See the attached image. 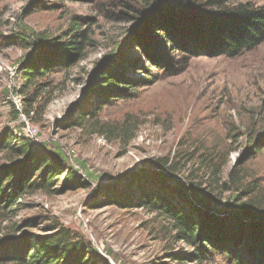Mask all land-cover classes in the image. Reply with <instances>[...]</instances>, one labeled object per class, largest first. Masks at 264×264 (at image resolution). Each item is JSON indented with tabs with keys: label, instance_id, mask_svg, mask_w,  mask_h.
Segmentation results:
<instances>
[{
	"label": "trees",
	"instance_id": "16d2710c",
	"mask_svg": "<svg viewBox=\"0 0 264 264\" xmlns=\"http://www.w3.org/2000/svg\"><path fill=\"white\" fill-rule=\"evenodd\" d=\"M65 2L90 3L100 18L132 23L90 72L84 100L56 121L57 128H78L123 148L134 139L137 121H102L98 115L105 107L138 98L142 88L181 74L193 58H235L264 42V4L238 0H34L24 13L53 11ZM97 23V17L73 15L55 37L21 32L4 39L26 51L17 65L21 81L15 93L23 100L17 115L43 114L57 89L54 75L65 79L87 57ZM246 135L250 145L227 172L235 149L198 138L190 145L183 137L171 158L127 173L134 185L130 193L110 192L117 182L109 186L105 205L133 202L132 208L162 218L173 240L167 249L179 244L191 249L169 253L177 264H205L211 256L231 264H264V185L245 167L264 153V132L250 129ZM240 138L233 132L224 142L237 144ZM45 151L26 134L0 133V264H108L90 242L57 220L35 214L7 223L23 209L19 200L25 197L86 187L63 156ZM210 204L221 211L207 208Z\"/></svg>",
	"mask_w": 264,
	"mask_h": 264
},
{
	"label": "rangeland",
	"instance_id": "374dc122",
	"mask_svg": "<svg viewBox=\"0 0 264 264\" xmlns=\"http://www.w3.org/2000/svg\"><path fill=\"white\" fill-rule=\"evenodd\" d=\"M32 1L0 0V133L6 130L24 136L25 122L29 123L37 131L39 143L35 144L45 146L46 154L63 156L86 187L25 197L19 201L23 209L7 223L42 214L90 242L108 264H177L169 253H187L191 249L183 244L167 249L173 240L166 234V223L149 211L132 208L133 202L105 205L107 188L117 182L110 192L130 193L134 185L127 182V173L157 158H171L183 137L189 139L190 145L198 138L201 143L222 142L227 149H235L229 156L227 172L250 145L245 140L248 131L264 132V42L235 58H193L181 74L163 77L142 88L138 98L105 107L98 115L102 121L116 124L129 117L137 121L134 139L123 148L117 141L87 136L78 128H57L56 121L81 99L95 64L121 41L132 23L100 18L93 5L82 2H65L53 11L25 14L24 8ZM238 1L264 4V0ZM73 15L98 19L87 57L65 79L61 74L54 75L57 89L40 117L17 115L14 111L21 113L23 101L15 93L21 81L17 65L26 51L10 41L9 45L3 44L4 39L21 32L55 37L64 31ZM233 132L241 135L237 144L224 142ZM245 167L264 185V153L253 156ZM206 207L216 212L222 209L212 204ZM33 232L41 234L39 229ZM205 264L231 263L211 256Z\"/></svg>",
	"mask_w": 264,
	"mask_h": 264
},
{
	"label": "built area",
	"instance_id": "2783aa9c",
	"mask_svg": "<svg viewBox=\"0 0 264 264\" xmlns=\"http://www.w3.org/2000/svg\"><path fill=\"white\" fill-rule=\"evenodd\" d=\"M24 129H25V134L27 135V137H29L34 143L38 144L39 142L37 141V137L35 138L37 134L36 129L32 125H29V123H26V122H25Z\"/></svg>",
	"mask_w": 264,
	"mask_h": 264
},
{
	"label": "water",
	"instance_id": "95a60500",
	"mask_svg": "<svg viewBox=\"0 0 264 264\" xmlns=\"http://www.w3.org/2000/svg\"><path fill=\"white\" fill-rule=\"evenodd\" d=\"M81 94H82L81 99L77 100V102H75V103H81L84 100V98H85L84 91H82ZM75 103H73V104H75Z\"/></svg>",
	"mask_w": 264,
	"mask_h": 264
}]
</instances>
